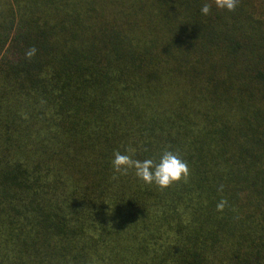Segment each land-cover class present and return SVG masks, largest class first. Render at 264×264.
I'll use <instances>...</instances> for the list:
<instances>
[{"label": "trees", "instance_id": "obj_1", "mask_svg": "<svg viewBox=\"0 0 264 264\" xmlns=\"http://www.w3.org/2000/svg\"><path fill=\"white\" fill-rule=\"evenodd\" d=\"M0 264H264V0H0Z\"/></svg>", "mask_w": 264, "mask_h": 264}, {"label": "clouds", "instance_id": "obj_2", "mask_svg": "<svg viewBox=\"0 0 264 264\" xmlns=\"http://www.w3.org/2000/svg\"><path fill=\"white\" fill-rule=\"evenodd\" d=\"M218 9L235 11L239 0H213ZM212 10L211 3H205L201 6V13L208 15ZM37 49L33 46L26 52L27 58L31 59L36 54ZM137 149L129 145L122 153L119 150L114 151L111 161L114 175L112 179H117V175H127L129 170H134L136 177L146 184H155L161 190L170 187L173 183L181 181L187 182L190 169L185 160L177 152L164 150L159 159L145 158L143 160L135 159ZM223 185H220L218 191H223ZM228 205L226 199H221L216 206L218 212H223Z\"/></svg>", "mask_w": 264, "mask_h": 264}]
</instances>
